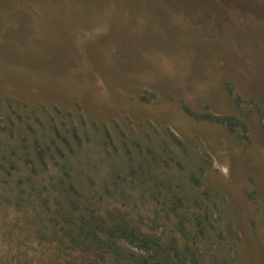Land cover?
<instances>
[{
	"label": "rangeland",
	"instance_id": "obj_1",
	"mask_svg": "<svg viewBox=\"0 0 264 264\" xmlns=\"http://www.w3.org/2000/svg\"><path fill=\"white\" fill-rule=\"evenodd\" d=\"M69 200L264 264V0H0V264Z\"/></svg>",
	"mask_w": 264,
	"mask_h": 264
},
{
	"label": "trees",
	"instance_id": "obj_2",
	"mask_svg": "<svg viewBox=\"0 0 264 264\" xmlns=\"http://www.w3.org/2000/svg\"><path fill=\"white\" fill-rule=\"evenodd\" d=\"M189 114L198 121L231 126L230 116ZM55 217L51 264L59 263L55 262L64 249L74 264H198L189 245L142 231L118 209L101 214L92 205L69 200V207L60 205Z\"/></svg>",
	"mask_w": 264,
	"mask_h": 264
}]
</instances>
